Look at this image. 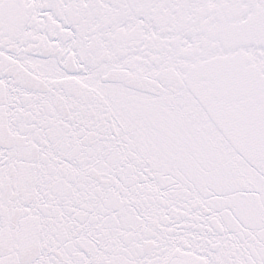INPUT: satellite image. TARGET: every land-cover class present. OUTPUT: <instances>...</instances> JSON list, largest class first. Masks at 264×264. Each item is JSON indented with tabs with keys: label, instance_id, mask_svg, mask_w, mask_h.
I'll return each mask as SVG.
<instances>
[{
	"label": "snow or ice",
	"instance_id": "1",
	"mask_svg": "<svg viewBox=\"0 0 264 264\" xmlns=\"http://www.w3.org/2000/svg\"><path fill=\"white\" fill-rule=\"evenodd\" d=\"M0 264H264V0H0Z\"/></svg>",
	"mask_w": 264,
	"mask_h": 264
}]
</instances>
